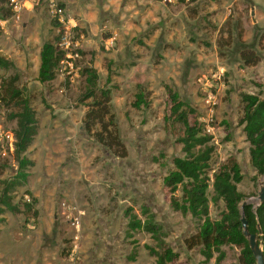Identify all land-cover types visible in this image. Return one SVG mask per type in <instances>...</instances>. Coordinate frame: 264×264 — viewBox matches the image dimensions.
Masks as SVG:
<instances>
[{
	"label": "rangeland",
	"instance_id": "obj_1",
	"mask_svg": "<svg viewBox=\"0 0 264 264\" xmlns=\"http://www.w3.org/2000/svg\"><path fill=\"white\" fill-rule=\"evenodd\" d=\"M23 4L18 18L10 9L0 15V52L10 63L0 67L1 117L16 130L14 87L29 99L39 127L21 154L33 162L28 177L7 193L16 209L0 203V264H154L147 246L159 250V238L177 253L171 264H245L236 245L207 260L200 245L188 244L200 221L171 205L163 183L183 155L185 130L170 117L168 95L177 91L194 109L189 121L212 136L209 175L223 165L238 170L244 201L257 204L264 176L250 162L240 119L243 93L264 97V0H59L71 29L65 42L46 2ZM46 41L64 55L55 78L41 83ZM86 66L96 70L98 87L111 90L124 157L85 129L92 101L83 97ZM139 91L146 105L135 108ZM17 168L14 156L0 162V198ZM175 194L181 199V189ZM222 209L210 201L211 218ZM129 210L157 225L158 237L145 229L128 236Z\"/></svg>",
	"mask_w": 264,
	"mask_h": 264
},
{
	"label": "trees",
	"instance_id": "obj_2",
	"mask_svg": "<svg viewBox=\"0 0 264 264\" xmlns=\"http://www.w3.org/2000/svg\"><path fill=\"white\" fill-rule=\"evenodd\" d=\"M4 2L5 0H0V3ZM9 13L8 7L0 5L1 17ZM53 24L56 26L54 21ZM63 55L64 52L59 49L56 42L46 41L42 44L37 72L39 82H49L55 78L56 68ZM9 65L8 59L0 55V67L7 68ZM83 73L86 74V91L83 97L92 99L91 109L85 113V129L113 154L120 157L126 156L125 145L120 139L115 117L110 110V88L98 87V76L93 66H86ZM11 89L9 100L16 99L20 109L14 116L17 124L14 131L16 136L14 157L18 168L13 180L5 187L0 203L14 211L16 208L9 202L7 193L10 187L24 183L28 177L27 167L33 162L21 154L26 152L32 144L39 125L29 99L23 98L22 90L14 87ZM168 96L170 117L181 123L185 130L179 138L183 155L174 157L173 168L163 177V183L171 193V205L183 213H190L200 221L198 231L190 237L188 244L200 245L201 253L207 260L215 253L218 259L223 257L222 246L236 245L240 247L241 259L245 264H256L248 241L242 234L241 217L243 214L246 218L248 230L251 233L259 234L264 252V201L261 204L247 203L241 207L245 195L237 188L241 176L236 169L223 165L213 172L212 176L209 175L210 159L214 150L211 144L212 136L204 132L199 121L195 120L193 123L189 121V113L194 112V109L180 98L177 91L170 90ZM241 100L243 114L240 123L249 144L250 162L256 174L264 176V97L243 93ZM132 105L135 108L146 105L142 91L136 93ZM210 186L212 187L211 197L208 192ZM180 189L181 199L175 194ZM210 201L215 204L218 201L222 202L223 209L220 211L219 218H211ZM2 212L3 208H0V215ZM126 214H128V236L136 230L145 229L154 237H158L159 228L152 221L146 219L142 221L137 215L131 214L130 210ZM2 220L0 216V224ZM159 242V250L147 246L149 253L155 257L154 264H171L176 261L177 253L171 247L164 245L162 238H159Z\"/></svg>",
	"mask_w": 264,
	"mask_h": 264
},
{
	"label": "built area",
	"instance_id": "obj_3",
	"mask_svg": "<svg viewBox=\"0 0 264 264\" xmlns=\"http://www.w3.org/2000/svg\"><path fill=\"white\" fill-rule=\"evenodd\" d=\"M39 1V0H35ZM46 2V4L51 8V11L56 18L57 22L60 26L65 28V32L61 37L62 41H66L67 35L70 32V28L66 25L65 16H64V8L59 4V0H42ZM10 11L12 12L11 18L14 16L15 18L19 17L20 12L24 8L23 0H7ZM77 45V43H75ZM0 105H1V97H0ZM16 148V136L15 132L5 126L2 122L1 117V108H0V162H8L13 159L14 152Z\"/></svg>",
	"mask_w": 264,
	"mask_h": 264
},
{
	"label": "water",
	"instance_id": "obj_4",
	"mask_svg": "<svg viewBox=\"0 0 264 264\" xmlns=\"http://www.w3.org/2000/svg\"><path fill=\"white\" fill-rule=\"evenodd\" d=\"M0 55L5 57L6 54L0 52ZM258 204H261L264 201V180L261 181L257 196ZM249 203L248 201H243L241 207L245 204ZM241 227H242V234L248 241L249 248L253 254L254 260L256 264H264V252L262 245L259 240V234L251 233L248 230V222L244 215L242 214L241 217Z\"/></svg>",
	"mask_w": 264,
	"mask_h": 264
}]
</instances>
